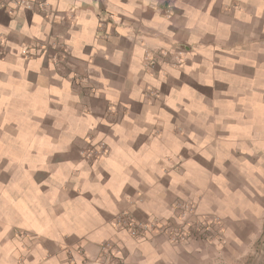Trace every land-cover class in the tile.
Returning <instances> with one entry per match:
<instances>
[{"label":"crops","instance_id":"crops-1","mask_svg":"<svg viewBox=\"0 0 264 264\" xmlns=\"http://www.w3.org/2000/svg\"><path fill=\"white\" fill-rule=\"evenodd\" d=\"M45 2L0 8V264H183L115 226L180 202L257 228L264 0Z\"/></svg>","mask_w":264,"mask_h":264},{"label":"rangeland","instance_id":"rangeland-1","mask_svg":"<svg viewBox=\"0 0 264 264\" xmlns=\"http://www.w3.org/2000/svg\"><path fill=\"white\" fill-rule=\"evenodd\" d=\"M202 217L194 215L187 219L178 215L176 221L170 222L173 229L185 232L186 236L178 241L159 234L172 245L185 249L188 255L183 264H264V217L257 228L236 229L240 235L233 234L231 240L227 238L226 220L219 215H206L213 219L212 227L206 231L199 222Z\"/></svg>","mask_w":264,"mask_h":264},{"label":"built area","instance_id":"built-area-1","mask_svg":"<svg viewBox=\"0 0 264 264\" xmlns=\"http://www.w3.org/2000/svg\"><path fill=\"white\" fill-rule=\"evenodd\" d=\"M45 6V0H0V8L6 9L9 13H14L15 11H18L22 8L43 10ZM176 207L179 211L178 215H180L182 218L186 217L188 219L191 216H196L195 207L190 203L180 202L176 204ZM212 221L213 219L206 216L199 219V222L202 223L206 231L212 227ZM115 226L119 229L127 231L131 237L137 239L145 238L146 235L152 230H156L159 234L167 236L170 241H178L186 236L184 231L182 232L173 229L170 222H164L161 224H159L157 220L141 222L135 220L128 213H121L117 215ZM180 232L184 234L183 237L180 236ZM108 246V243L104 245V247Z\"/></svg>","mask_w":264,"mask_h":264}]
</instances>
